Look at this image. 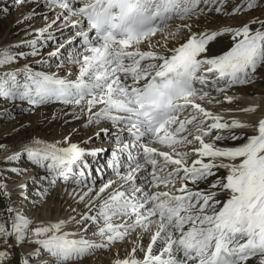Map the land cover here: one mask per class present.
Masks as SVG:
<instances>
[{"label": "snow or ice", "instance_id": "snow-or-ice-1", "mask_svg": "<svg viewBox=\"0 0 264 264\" xmlns=\"http://www.w3.org/2000/svg\"><path fill=\"white\" fill-rule=\"evenodd\" d=\"M20 9L0 120L58 104L116 145L97 179L107 127L0 143V264H264V105L214 110L264 85V0H12L0 19ZM61 181L66 215L30 217Z\"/></svg>", "mask_w": 264, "mask_h": 264}, {"label": "bare ground", "instance_id": "bare-ground-1", "mask_svg": "<svg viewBox=\"0 0 264 264\" xmlns=\"http://www.w3.org/2000/svg\"><path fill=\"white\" fill-rule=\"evenodd\" d=\"M8 1L10 0H0V4L8 5V3H11ZM24 11V9L17 10L12 16L5 18L4 24H0V46L16 44L21 38H23L25 24H18L16 23V20L20 18L21 13ZM39 26H41V24L36 25V27ZM48 50L50 49H45V51ZM21 63H23V61ZM229 94H235L238 98L233 103H224L220 106H217L214 110L221 111L222 109L228 108H242L248 104L257 102L264 105V85L261 84H256L250 88H238ZM256 96H261V100L257 101L254 99ZM40 107L42 108H38V106L36 107L39 110L37 109L38 111H36L38 118L34 124H31L26 128H20L19 124L23 123V121L19 120L18 123L15 124V130L13 125L11 128H6L4 131L0 132V143L14 145L19 140L27 136H37L47 141H59L62 140L64 135L74 128L79 129L78 134H75L72 137L73 141L77 142L86 139L88 136H92L93 133L99 131L100 128H108L109 125L111 126L110 122H102L100 125L95 126V129H85L82 127L83 120H73L72 116L69 114L71 112L70 108H62V106L58 104H50L49 108H46L45 106ZM225 115L227 116L229 114L225 113ZM231 115H235L237 118L242 120H251L253 118L251 114L243 112H233ZM24 117L28 118L26 115ZM111 130L112 126L110 128L109 135H105L103 132H101L99 136L93 137L89 147H99L103 149L108 148L109 151H112V148L116 145V141L111 136ZM18 134H20V136H18ZM124 135L126 136L127 134L125 133ZM105 152L106 150L98 154L96 158H88L89 164H94L92 169L95 173L93 175L96 176L97 179H99V176L95 171L96 169H100L103 177L106 176L109 178L112 176L111 169L107 165L110 157L106 159L104 156ZM62 182L63 181L60 182L62 185L56 189V191H52L51 196L47 199V202L43 207L37 209L33 208L27 214L30 217L34 216L37 218H43L45 216L49 218H56L58 216L66 215V210L68 209L69 205L72 204V201L66 195H64L63 190L65 187L71 189L72 185L66 186ZM17 251L19 252L20 250ZM109 256L110 253L107 255L105 253H97L95 262L89 258L84 262V264H108Z\"/></svg>", "mask_w": 264, "mask_h": 264}, {"label": "rangeland", "instance_id": "rangeland-1", "mask_svg": "<svg viewBox=\"0 0 264 264\" xmlns=\"http://www.w3.org/2000/svg\"><path fill=\"white\" fill-rule=\"evenodd\" d=\"M8 2H11L10 4L8 3V5L11 6V4H12V0H10V1H8ZM16 11H17V10H13L9 16H12ZM4 20H5V18L0 19V24H1V25L4 24ZM31 23H33V24L36 26V25H40V24L42 23V21L39 20V19H36V20L32 21ZM51 47H52V45L49 44V46H48L47 49H50V50H51ZM3 107H8V105H7L5 102L1 101V102H0V108H3ZM45 107H46V108H49L50 105H47V106H45ZM38 108H42V107L38 106ZM38 108H36V110L33 109V110H31V111H29V112H27V113H23V114H21L20 109H16V113H17V114H16V116H15L14 119H11V120H1V122H0V132L4 131V129H6V128H7V129H8V128H11L13 125L17 124L19 120H22L23 123H26L28 126H30L31 124H34V123L37 121V118H38V117H37V112H36V111L39 110ZM37 109H38V110H37ZM44 114H45V113H44ZM25 115L28 116V118H25V117H24ZM23 118H24V119H23ZM20 122H21V121H20ZM20 122H19V123H20ZM108 128L110 129L111 126L109 125ZM90 129H95V126H93V127L90 128ZM18 136H20V134H18ZM110 153H111V152H110ZM108 155H109V153H108ZM124 162H126V158H124ZM20 166H21V167H30V165H28L26 162H21V163H20ZM91 166L93 167V165H91ZM94 173H95V172H93V174H94ZM106 178H107V177L105 176L104 179H106ZM62 183H63V182H62ZM61 185H62V184L59 183V184L55 187V189L53 190V192L56 191V189H58ZM51 193H52V192H51ZM50 196H51V194H50ZM50 196H49V197H50ZM49 197H48V198H49ZM32 209H33V207H32L31 204L26 205L25 210H26L27 213H29V211L32 210ZM105 254L107 255L108 253H105Z\"/></svg>", "mask_w": 264, "mask_h": 264}]
</instances>
